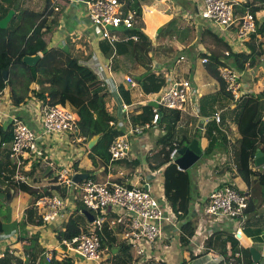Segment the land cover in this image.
Instances as JSON below:
<instances>
[{
    "label": "crops",
    "instance_id": "crops-1",
    "mask_svg": "<svg viewBox=\"0 0 264 264\" xmlns=\"http://www.w3.org/2000/svg\"><path fill=\"white\" fill-rule=\"evenodd\" d=\"M13 1L15 0H7V4L10 5ZM18 1L16 8L30 5L24 0ZM138 1L141 19L137 20L135 26L144 33L149 45L141 47L122 44L118 46L121 52L128 54L127 70L114 69L113 76L118 82V89L121 85L124 88L127 86L121 79V72L128 73L137 81V87L129 91L133 101L128 104V112L140 111L142 105L149 102L138 103L139 98L136 95L138 90L144 93L146 91L157 93L165 84L167 77L188 78L191 81L195 88V93L192 95L198 96L200 116H194L195 119L191 116L188 118L180 116L175 125L174 138L182 143L181 146L189 145L193 139L198 141L202 155L197 169L190 176L177 175V165L171 167L169 160L164 161V150L167 146L163 150L164 146L158 139L164 135L165 129L159 123L141 135L130 136L131 154L128 159L109 161L95 167L90 158V149L86 146L87 140L81 142L69 133L45 134L41 130L38 106L43 105V102L34 95V91H38L40 86L32 83L30 89L33 92H28L24 103L13 105L10 114L17 115L37 132L41 140L42 155L36 160L19 156L23 162L20 170L27 176V182L22 184L12 182L17 188L20 185H27L38 189L36 192L43 191V188L58 185L55 182L57 170L63 165L70 164L74 172L90 174L92 171L97 176L96 180L102 182H126L129 186L147 183L151 193L164 206L168 208L174 206L183 212L177 222L161 223L162 238L145 247L143 253H139L128 244L122 234L121 226L109 228L108 225V229L113 231V237L109 240L111 242H107L102 247V255L107 259L111 251L121 254L125 264H243V255L240 250L235 251L241 254L240 257L236 256V253L227 256L231 253V248L249 250L254 247L259 251L260 256L257 262H252L260 264V261H264V163L256 165L254 155V158L249 159L247 163V179L243 178L239 170L242 169L243 163L240 160L241 135L237 128L236 117L241 97L264 91V84H262L264 53L254 66H248L246 63L240 69L230 64H236L239 59L238 53L249 52L246 42L251 35L242 40L237 36L240 18L251 10L252 5H259L260 1L231 0L235 19L233 24L227 27L216 25L200 17L198 11L203 0ZM8 5L5 8H8ZM58 5L60 4L56 3L55 11H58ZM254 17L255 21H264V8L256 11ZM58 18L57 26L48 32L52 46L69 49L67 45L69 38L75 52L78 53L80 44L84 55L89 49L96 53L97 59L92 62L107 57L99 50L97 28L90 23L83 0H68V4ZM49 27L48 25L47 29ZM124 33L120 32L119 35L123 36ZM151 55L160 57L150 59ZM203 57L212 60L218 67L226 64L240 72L242 94L238 100H232L219 92V83L207 73L205 62L202 61ZM170 65L174 66L167 70L163 68ZM111 95L113 112L116 117L121 118L124 115L122 113L124 101L118 90ZM193 98L191 96L189 98L190 105L193 103ZM6 108L7 106L4 110ZM216 110L220 111L219 122L212 118ZM1 114L4 115V113ZM7 120L8 118L3 119L4 124ZM189 121H193V124L189 125ZM124 129H122L123 132ZM211 140L215 141L214 147L211 146ZM2 153L7 155L4 165L7 173L0 179L8 178L11 181L10 177L15 172L16 162L9 157L7 150H2ZM227 157L229 160H226ZM95 160L100 161L98 157ZM5 182L7 183L6 180ZM224 182H230L239 192L248 194L251 210L248 212L245 223H241L238 218L219 219L206 215L204 209L208 195ZM1 184L0 187L4 188L5 184L3 186ZM5 194L3 202L7 203V208L6 219L2 225L3 231L0 234V260L7 254H11L16 260L11 264H41V261L45 260L44 255L47 250L51 249L55 252L56 231L62 229L68 218L59 225L39 223L38 213L33 206L35 199L28 193L17 189L14 195L13 189L10 201H7ZM70 209L73 213L75 207ZM184 224L186 228L192 227L194 230L186 243L181 240L182 237H186V232L182 229ZM238 229L241 230L240 237L236 233ZM255 244H258L260 249L255 247ZM78 264L98 263L81 261Z\"/></svg>",
    "mask_w": 264,
    "mask_h": 264
},
{
    "label": "built area",
    "instance_id": "built-area-1",
    "mask_svg": "<svg viewBox=\"0 0 264 264\" xmlns=\"http://www.w3.org/2000/svg\"><path fill=\"white\" fill-rule=\"evenodd\" d=\"M85 3L87 16L90 23L97 28L98 36L107 40L110 44L117 42L138 41L137 34H128L127 31L135 28L137 22L136 12L133 10L124 11L123 2L120 0H83ZM198 14L202 19L213 22L216 25L227 27L233 24L234 8L231 0H203ZM238 30V38L245 39L252 33H255L256 23L253 13L249 10L241 18ZM120 32H126L120 36ZM207 57L202 61L206 62ZM94 73L102 86L107 88L110 93L118 90V82L113 76L106 64L102 61H93L87 64ZM220 76L226 84V91L230 94L232 100H238L241 97V75L229 65L218 67ZM121 79L126 83V90L130 91L137 87V81L128 73L121 72ZM195 88L188 78L167 80L161 90L157 93L136 92L139 98L138 103L143 104L148 101H155L159 106L178 110L180 113L187 111L189 96L193 98L191 106L192 113L199 117L198 96L192 95ZM25 102V101H24ZM23 102V103H24ZM43 105L38 106L40 110L39 125L45 134L69 133L74 135L79 141L85 142V137L79 134L78 119L79 116L68 104L49 105L43 101ZM11 93L6 86L0 91V125H4L3 119L11 126V139L7 144V152L10 158L15 159L16 169L11 181L18 184L26 183L27 176L20 170L23 162L19 156H27L30 160H36L42 155L41 140L37 132L24 123L17 115H12L13 108ZM7 106L6 110L4 108ZM41 107V108H40ZM129 105L122 103V113L127 118L128 129H124L123 134L114 137L109 146V161L125 160L131 154L130 136L143 134L153 125L157 124L159 119L158 107H153V117L150 122L139 123L136 126L131 125L127 117ZM1 113H4L2 115ZM264 119V109L262 112ZM212 118L219 122L220 111L216 110ZM189 125L193 121H189ZM122 125V124H121ZM230 139V136L227 135ZM1 148V146H0ZM175 147L169 154V161L174 162L173 158L177 154ZM230 157V154H229ZM227 157L226 160H229ZM218 163V162H216ZM235 167V164H234ZM73 173L71 165H63L57 170L55 182L66 185L67 194L52 193L43 195L35 199V207L39 219L45 224H62L72 214V207L80 202L86 210L93 215L92 221H88L85 228L80 227L78 234L72 237H61L57 239V245L53 250H47L44 255L46 262L51 259H71L74 264L81 261H95L98 264H111L106 257L102 255L101 237L103 227L106 222L109 228L122 227V234L129 245L135 248L139 253H143L145 247L151 245L162 238L161 223L177 222L183 214L182 211H174L168 208L155 197L148 184L127 185L126 182L116 181H98L90 176L79 183H74L71 179ZM9 181V180H8ZM76 188L79 192H76ZM248 194L239 192V190L230 182H224L221 186L210 192L205 206V213L219 219L238 218L241 223H245L248 212L246 211ZM62 229L59 230H63ZM58 230L56 231L57 235ZM236 233L241 235V230ZM240 257V253L235 252ZM258 264V263H256Z\"/></svg>",
    "mask_w": 264,
    "mask_h": 264
},
{
    "label": "trees",
    "instance_id": "trees-1",
    "mask_svg": "<svg viewBox=\"0 0 264 264\" xmlns=\"http://www.w3.org/2000/svg\"><path fill=\"white\" fill-rule=\"evenodd\" d=\"M123 2L124 11L134 10L136 16L141 13L140 3L138 0H120ZM260 1L259 5H252L251 12L253 15L256 11L264 8V0ZM58 11H55L51 0H45L44 7L41 11H35L28 8H16L11 4H7V0H0V19L7 13L8 8L15 10L14 16L10 19L6 29H0V91L6 86L9 87L11 100L14 105L21 104L28 96V92L32 91L30 85L37 83L40 86L38 91H34V95L49 105L68 104L79 116L78 128L79 134L88 140L94 134L101 133V137L97 143L90 149V158L92 164L96 167L109 162L108 146L111 140L117 135L123 134L121 129V120L127 118L123 115L121 118L116 117L113 112L112 95L101 85L90 68L84 64L95 60L96 53L89 49L85 55L81 57L77 55L73 48L51 47L50 46V29L57 26V19L60 16L63 8L68 4V0H60L58 2ZM9 7L5 10V6ZM5 12V13H4ZM28 20L31 21L26 30ZM30 23V24H31ZM256 23L255 33H252L249 40L246 42L249 52L238 53L239 59L236 64L240 69L247 63L248 66H254L259 61V58L264 53V21ZM50 26L47 29V26ZM240 25V23H239ZM128 34H137L139 39L136 42H118L122 44H132L134 46L149 45V41L145 37L140 28H132L127 31ZM141 40V42H140ZM40 54V58L36 64L29 66L22 61L26 55ZM64 56V57H63ZM62 63V65H61ZM205 68L213 78L219 83V92L230 97L226 91V84L218 66L212 60L208 59L205 62ZM3 71L7 72V79L4 80ZM119 94L125 104H130L133 97L122 85L119 86ZM33 92V91H32ZM153 92V91H146ZM264 109V91L259 94H251L241 97L238 103V113L236 117L237 128L240 132L239 153L240 160L243 163L242 169H239L243 178L247 179V163L249 159H253L257 151L264 152V119L262 112ZM159 119L158 122L165 129V133L161 136L160 141L164 148V161L169 160V154L175 147H181L182 143L177 142L175 137V125L179 120L181 113L178 110L168 109L162 106L158 107ZM129 122L136 126L138 123L150 122L153 117V107L149 104L142 105L140 111L128 112ZM0 146L3 142L8 143L11 139L10 123L0 125ZM224 138H222L223 140ZM215 141L211 140V146H215ZM95 156L100 161L96 162ZM207 156V153H205ZM186 172V171H185ZM91 178V176H90ZM188 180V176H187ZM10 186L14 189V195L17 189L28 193L33 199H37L43 195L55 193L67 194L66 185H52L48 188H43V191L36 192L38 189H33L27 185H20L19 188L12 181H8L4 188H0V193L5 194L6 188ZM166 191V190H165ZM4 201V200H3ZM7 203L0 204V234L3 231V223L6 219ZM177 211L176 207H172ZM85 207L77 202L72 215L63 224V230L57 232V239L61 237H72L79 233L80 227L83 226V221L88 222L86 216L81 210ZM251 210L250 201L247 202L246 211ZM39 223L42 222L40 219ZM186 224L182 225L185 236L182 237V242H187L194 230L191 227L186 228ZM107 243L101 237L102 247ZM128 246V245H127ZM129 247V246H128ZM240 250L243 255V264H253L250 252L248 249L237 247L231 248L233 255L235 251ZM43 262L45 260H42ZM43 264H74L71 259H56L53 258L49 262Z\"/></svg>",
    "mask_w": 264,
    "mask_h": 264
},
{
    "label": "rangeland",
    "instance_id": "rangeland-1",
    "mask_svg": "<svg viewBox=\"0 0 264 264\" xmlns=\"http://www.w3.org/2000/svg\"><path fill=\"white\" fill-rule=\"evenodd\" d=\"M37 0H24V2H29L30 5L28 6H24L23 8H32L34 9L35 11H41L44 7V4H45V0H39L38 2H36ZM60 0H51L52 2V5L55 6L56 3H58ZM19 1L18 0H15L12 2L11 6L12 7H15L16 4L18 3ZM7 9V7L5 8V10ZM5 13V12H4ZM6 14V13H5ZM4 14V15H5ZM137 20L140 21L141 19V14L139 16H136ZM30 20H28L27 22V26L26 28H23L24 30H26L30 25H32V23ZM98 38V47H99V50L101 52H103L105 55H107V57L103 60H96V61H102L104 64L107 65V67L110 69V70H114V69H117V68H123V69H126L127 70V57H128V54H125L126 52H121L117 47L120 46V43H115V44H110L108 43L107 40H104L102 38H100V36H97ZM74 40H77L75 38H73ZM56 41V40H55ZM76 43V42H75ZM82 44V43H81ZM67 45L71 48L72 47V44H71V41L70 39L68 38L67 39ZM51 47H54V48H57V46H52L50 44ZM78 53L75 52L76 54H78L80 57L81 55H84L83 52L84 50L82 49V46L79 44L78 46ZM111 55V56H109ZM109 56V57H108ZM64 57V56H63ZM160 56H157V55H151V58H159ZM90 63H93L92 61L91 62H87V63H84V64H90ZM62 65V63H61ZM88 66V65H87ZM174 65H170V66H164L163 68H165V70H167L168 68H172ZM262 84H264V81H262ZM190 98V96H189ZM199 105V103H198ZM191 106L189 103H187V111L186 112H182L181 116H183V118H188V117H192L193 119H195L193 113H192V110H191ZM128 115V113H127ZM121 127H129V124L127 123V120H124L122 119L121 121ZM139 124V123H138ZM137 124V125H138ZM132 125V124H131ZM89 140V139H88ZM7 150V144L5 142H3L1 144V152H0V177H4L5 174L7 173V171L5 170V160L7 159V155L4 153H2V150L3 151H6ZM83 155V153H82ZM97 156H95L96 158ZM82 160V159H81ZM84 160V159H83ZM198 164H199V160L197 162H195L193 165H191L188 169L186 170H180L177 166V169H176V174L179 175H188L190 176L192 174L193 171H195L198 167ZM175 163L174 162H171V167H175ZM186 171V173L184 172ZM91 174V178H93L94 180H96L97 176L94 174V172H90ZM2 181V184H1V181H0V184L3 186V184H6L5 180L8 182V178H4V179H0ZM98 180V179H97ZM1 188V187H0ZM76 192L78 193L79 192V189L76 188ZM3 199H4V195L2 193H0V204L3 203ZM86 222L83 221V224H85ZM108 222H106L104 224V227H103V234H102V238L104 239V241H107V242H111L109 241L111 237H113V231L112 230H109L108 229ZM86 225H83L81 226V228H85ZM255 247H257L258 249H260V246L258 244H255ZM263 259V258H262ZM108 261L111 263V264H125V262L123 263V257L121 254L119 253H116V252H111L108 254ZM16 262L15 260V257L11 254H7L5 256V258L1 259L0 260V263L1 264H11V263H14ZM113 262V263H112ZM264 261H260V264H264L263 263ZM44 262L41 261V264H43ZM141 264V263H139ZM159 264V263H157Z\"/></svg>",
    "mask_w": 264,
    "mask_h": 264
},
{
    "label": "water",
    "instance_id": "water-1",
    "mask_svg": "<svg viewBox=\"0 0 264 264\" xmlns=\"http://www.w3.org/2000/svg\"><path fill=\"white\" fill-rule=\"evenodd\" d=\"M14 13H15L14 9L7 10V13L5 14V16L0 19V29L7 28L10 19L14 16ZM39 58H40V54L26 55L23 57L22 61L29 66H33L34 64L37 63ZM3 75H4V80H6L7 72L3 71ZM148 104L155 108L158 107V104L155 101H149ZM101 135H102L101 133H98V134H94L93 136H91L89 140H87L86 142L87 148L91 149L97 143ZM201 155H202V150L199 147L198 141L196 139H193L189 145H184L177 149V154L173 158V161L180 170H186L191 165H193L195 162H197L199 158L201 157ZM255 163L256 165H260L264 163V153L263 152L261 151L256 152ZM89 176L90 174L87 172H75L73 173L71 179L74 183H79L82 180L88 178ZM12 195H13V189L12 187L9 186L7 187L6 194H5L7 201L11 200ZM81 211L86 216L88 221H92L93 219L92 213H90L86 209H83ZM249 251L251 253L252 261L257 262L260 256L259 251L255 249L254 247H251Z\"/></svg>",
    "mask_w": 264,
    "mask_h": 264
}]
</instances>
